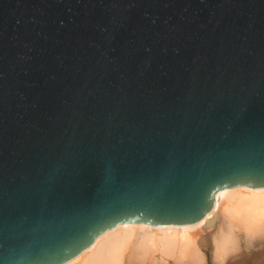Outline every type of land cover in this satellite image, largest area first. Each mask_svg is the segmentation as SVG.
I'll return each mask as SVG.
<instances>
[{
  "label": "water",
  "instance_id": "95a60500",
  "mask_svg": "<svg viewBox=\"0 0 264 264\" xmlns=\"http://www.w3.org/2000/svg\"><path fill=\"white\" fill-rule=\"evenodd\" d=\"M264 188V0H0V264Z\"/></svg>",
  "mask_w": 264,
  "mask_h": 264
},
{
  "label": "bare ground",
  "instance_id": "6f19581e",
  "mask_svg": "<svg viewBox=\"0 0 264 264\" xmlns=\"http://www.w3.org/2000/svg\"><path fill=\"white\" fill-rule=\"evenodd\" d=\"M204 247L214 264H264V188L218 190L210 212L190 224H117L65 264H206Z\"/></svg>",
  "mask_w": 264,
  "mask_h": 264
},
{
  "label": "rangeland",
  "instance_id": "374dc122",
  "mask_svg": "<svg viewBox=\"0 0 264 264\" xmlns=\"http://www.w3.org/2000/svg\"><path fill=\"white\" fill-rule=\"evenodd\" d=\"M254 252L256 254L258 252H260V247L258 249H255ZM203 253H204V256H205L206 264H214V260H213V257H212V248L211 247H204L203 248ZM258 260H261V258H259Z\"/></svg>",
  "mask_w": 264,
  "mask_h": 264
}]
</instances>
